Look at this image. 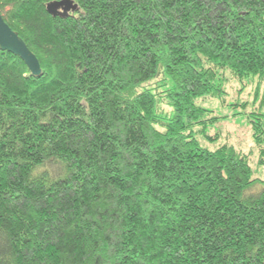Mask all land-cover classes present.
<instances>
[{
    "label": "trees",
    "instance_id": "obj_1",
    "mask_svg": "<svg viewBox=\"0 0 264 264\" xmlns=\"http://www.w3.org/2000/svg\"><path fill=\"white\" fill-rule=\"evenodd\" d=\"M54 1L0 0V264H264V0ZM232 81L249 151L202 143Z\"/></svg>",
    "mask_w": 264,
    "mask_h": 264
},
{
    "label": "rangeland",
    "instance_id": "obj_2",
    "mask_svg": "<svg viewBox=\"0 0 264 264\" xmlns=\"http://www.w3.org/2000/svg\"><path fill=\"white\" fill-rule=\"evenodd\" d=\"M247 82L246 88L245 86L243 87L245 90L241 91L242 84L237 81H232L226 88L228 93L226 96V103L221 98L204 97L198 99L197 103L212 110L213 114L217 116H226L209 128V132L212 134L216 132L220 133V138L214 142H202L207 147L214 149L219 144L227 142L246 151L253 149L254 142L247 115L239 114L234 116V113H240L243 110L240 107H234L231 105L236 99L244 101H252L254 99L255 83L251 84ZM262 92L264 93V88L262 89ZM251 108L252 107L249 106L246 112H249ZM255 160L256 159L252 162L255 176L264 178V166L258 167Z\"/></svg>",
    "mask_w": 264,
    "mask_h": 264
},
{
    "label": "water",
    "instance_id": "obj_3",
    "mask_svg": "<svg viewBox=\"0 0 264 264\" xmlns=\"http://www.w3.org/2000/svg\"><path fill=\"white\" fill-rule=\"evenodd\" d=\"M75 6L72 0H59L50 2L47 6L48 11L53 14L65 15ZM0 50L8 51L23 60L30 72L34 76L42 74V68L37 56L30 50L25 41L17 31L13 30L5 21L0 10Z\"/></svg>",
    "mask_w": 264,
    "mask_h": 264
}]
</instances>
